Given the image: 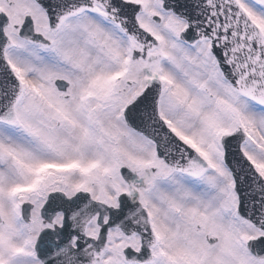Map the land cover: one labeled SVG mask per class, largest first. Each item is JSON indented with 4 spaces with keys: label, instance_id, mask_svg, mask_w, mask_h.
I'll list each match as a JSON object with an SVG mask.
<instances>
[{
    "label": "snow or ice",
    "instance_id": "6c2138e0",
    "mask_svg": "<svg viewBox=\"0 0 264 264\" xmlns=\"http://www.w3.org/2000/svg\"><path fill=\"white\" fill-rule=\"evenodd\" d=\"M0 264H264V0H0Z\"/></svg>",
    "mask_w": 264,
    "mask_h": 264
}]
</instances>
